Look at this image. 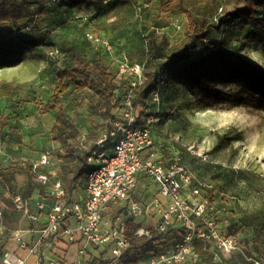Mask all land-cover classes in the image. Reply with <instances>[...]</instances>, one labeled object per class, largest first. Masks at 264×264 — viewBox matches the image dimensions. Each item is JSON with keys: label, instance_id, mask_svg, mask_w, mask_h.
<instances>
[{"label": "rangeland", "instance_id": "374dc122", "mask_svg": "<svg viewBox=\"0 0 264 264\" xmlns=\"http://www.w3.org/2000/svg\"><path fill=\"white\" fill-rule=\"evenodd\" d=\"M163 3V0L151 3L92 0L90 6L75 11L63 0L51 8L48 1H43L45 7L49 6L47 14L39 15L40 8L35 7L33 20L24 19L19 26L0 24V43L16 38L44 42L24 56L21 71L26 73L27 84L20 95L0 102V154L10 168H26L48 149L64 166V172H70L71 153L81 151L85 140L94 141L107 128L108 118L93 92L77 93L71 87L59 101L80 136L72 144L62 146L67 151L62 155L60 143L54 141L57 112L45 114V108L52 103L58 85L56 73L70 66L65 46L76 47L89 61L100 59L113 74L118 73V60L123 52L130 62L146 67L150 41L158 51L163 46L170 48L183 41L188 29L184 15L162 12ZM234 9L230 0H221L218 9H208L202 4L192 7L193 12L209 21L219 19L225 10ZM261 17L264 18V13ZM245 23L226 19L221 31L214 32L209 42L224 44L234 61L264 72V30H254L244 26ZM88 34L108 40L114 51L110 54L90 42ZM205 53L204 46H200L193 60H199ZM15 72L5 70L0 78L9 80ZM14 82L19 81L14 78ZM122 83L121 91L127 88L128 80ZM225 91L237 94L243 90L227 86ZM241 96L244 99L241 106L225 104L222 108L198 109L193 105L188 86L165 83L159 93L160 104L151 106L157 122L153 147L144 159L155 153V159L164 166L176 157L181 158L193 177V187L200 189L201 199L216 207L214 221L222 238L237 241L231 252L221 251L214 241L204 243L208 246L204 258L198 254L189 264H208L210 254L214 255L212 264H264V105L249 93ZM114 114L120 115L121 111ZM222 139H226L224 144ZM13 182L15 179L10 183L7 198L11 204H5L0 217V259L9 242L7 237L25 222L12 206V197L21 195ZM147 183L152 190L158 188L153 180H142L143 185ZM0 189L5 190L2 186ZM122 207H110L104 218H124ZM101 253L100 248L89 245L83 263L89 264Z\"/></svg>", "mask_w": 264, "mask_h": 264}, {"label": "built area", "instance_id": "2783aa9c", "mask_svg": "<svg viewBox=\"0 0 264 264\" xmlns=\"http://www.w3.org/2000/svg\"><path fill=\"white\" fill-rule=\"evenodd\" d=\"M87 38L110 54L114 51L106 39L89 34ZM144 69L142 64L130 62L127 54L121 53L117 76L121 81L128 80L121 114L94 142L82 143L91 167L82 183L85 193L82 200L74 199L60 178L44 171L53 165V151L43 152L38 160L30 163L32 180L48 189L47 198L34 202L21 195L12 197L15 210L30 221L31 227L12 232V247L1 255L3 264H29L31 258L34 264H84L82 258L89 245L102 252L107 250L109 264H128L132 256L128 253L131 236L152 240L171 231L177 237L170 247L158 253H146L136 264H189L198 258L197 244L211 241L221 251L235 249L237 241L222 238L214 221L216 207L201 199L200 189L193 187V177L181 158L176 157L164 166L155 159V153L144 159L153 147L157 122L151 106L160 104L159 90L145 108L143 124L137 125L139 117L133 97L144 82ZM164 85L165 80L161 81L160 88ZM141 176L153 180L158 187L157 195L146 203L135 198ZM114 205L123 206L124 218L105 219ZM3 214L4 208L0 206V217ZM144 219L152 220L153 224L141 225ZM129 222L138 226L132 229L131 235L127 234ZM63 239L67 245L78 240L85 242L78 250V259L70 262L65 254L46 259L45 252L53 251ZM21 251L24 257L19 255Z\"/></svg>", "mask_w": 264, "mask_h": 264}, {"label": "trees", "instance_id": "16d2710c", "mask_svg": "<svg viewBox=\"0 0 264 264\" xmlns=\"http://www.w3.org/2000/svg\"><path fill=\"white\" fill-rule=\"evenodd\" d=\"M43 1L52 3V0H0V24L11 23L19 26L24 19L33 20L34 8H40L39 15L47 14L49 6L45 7ZM70 10L82 11L91 5L92 0H63ZM128 3L130 0H117ZM153 0H147L151 3ZM162 12L171 15H184L188 21V29L183 41L170 48L161 47L158 51L153 41H150L148 65L144 69V82L135 90L133 104L139 117L138 126L143 124L146 117L145 108L151 104L152 96L157 93L161 81L165 83H181L190 88L193 96V105L198 109H213L230 104L233 107L244 103L242 94L249 93L252 98H258L264 105V72L252 65H244L232 59L227 52L226 46L216 45L209 42L214 32H220L225 25L226 19L244 20V26H251L254 30H264V0H230L235 9L225 10L219 19L209 21L201 18L192 11L197 4L205 8H217L221 0H163ZM59 0L51 4L55 6ZM50 7V8H51ZM20 30V29H19ZM42 42V41H41ZM35 39L16 38L0 43V69L13 68L22 63L25 54L43 44ZM200 46H204L206 53L199 60L193 57ZM70 57V66L56 73L58 85L52 96V103L45 108V114L57 112L56 122L53 129L56 142H75L80 136L79 129L66 115L65 109L60 105V96L66 94L71 87L77 93L89 90L94 93L98 106L108 118L107 124L115 121L121 111L123 96L127 88L121 91L123 81L113 74L109 67L104 65L100 59L89 61L87 57L74 46H65ZM162 56H160V54ZM66 82V83H65ZM26 84L15 82L0 83V99L14 98L20 95ZM240 87L243 91L233 94L226 92L225 87ZM241 94V95H240ZM157 116V115H156ZM107 126V127H108ZM226 139H222L224 144ZM70 172L67 173L63 182L66 190L72 193L82 186L83 180L90 170L87 162V152L73 151L71 153ZM24 171L27 175V184L20 191L21 196L30 199L33 193L42 188L32 180L31 167L27 166ZM19 172L15 167L7 170L0 169V186L10 187L14 176ZM10 206L9 199H3ZM13 206V204H12ZM14 207V206H13ZM118 217V216H117ZM116 217V218H117ZM133 228H138L132 222L128 223L127 234L131 235ZM177 234L173 231L161 235L152 240L138 239L131 236L132 253L128 264H136L146 253H158L160 249L166 248V244L173 242ZM164 242V243H163ZM208 247V246H207ZM207 247L204 243L197 244V253L204 258ZM107 250L94 258L89 264H109L106 260ZM206 262L212 264L214 255L207 256Z\"/></svg>", "mask_w": 264, "mask_h": 264}, {"label": "crops", "instance_id": "0c3cea01", "mask_svg": "<svg viewBox=\"0 0 264 264\" xmlns=\"http://www.w3.org/2000/svg\"><path fill=\"white\" fill-rule=\"evenodd\" d=\"M23 62H24V57H23L22 63L20 65H18L16 67H13V68L0 69V73L4 72L5 70H8V69L16 70L15 74L11 75L12 76L11 79L4 80V79L0 78V83L3 82V81L11 83V82H14V78H16L19 81L18 83L27 84V81L24 80V78L26 77V73L21 71V70L24 69ZM6 100H9V99L2 98V99H0V102L1 101H6ZM87 141L89 143L90 142H94V141H89V140H87ZM59 143H60V145H59L60 147L59 148H61V149L63 148L62 146H66V144H69V145L72 144V142H70V141L69 142H59ZM46 150H48V149H46ZM80 150L81 151H79V152L83 151L82 144H81V149ZM45 151H43V152H45ZM66 152L67 151L62 149V155H64ZM67 155H68V153H67ZM11 167H15L16 169L19 170V172L14 176L15 182H13V183L17 184L18 190L21 191L27 184L26 172L24 171L25 168L24 167H17V166H11ZM9 168L10 167L7 165V161H5L4 157L0 154V169L1 170H7ZM44 171L46 173H49V174L53 175L56 178H60L62 181H63L64 176L66 175V173L64 172V166L59 164V162L56 161L55 159H54L53 165L45 168ZM145 179H148V178L146 176H141L139 178L138 187H137V189L135 191V198L141 203L149 202L158 193V188L155 191V190H152V187L148 183L145 184V185L142 184V180L144 181ZM4 189H5L4 191H2L0 189V206H2L4 208V210H5L6 209V206H5L6 203L4 202L3 199H7L9 197L10 193L8 191H10V187L4 188ZM47 190L48 189L45 188V187H42L41 190L37 189L33 193V196L31 197L32 201L35 202V200H37V199L47 198ZM70 194L73 196L74 199L82 200L84 198V195H85L83 186L78 187L77 189H75ZM14 210H15V208H14ZM16 212L18 214L22 215V217H23L22 219L23 220L25 219V222H22V224L20 226L21 228L16 229V230H26L29 227H31L30 221L22 213H20L18 211H16ZM140 224L143 225V226H151L153 224V221L149 220V219H144V220L140 221ZM16 230H13V231H16ZM12 232H11V234H12ZM11 234L7 237V239H9V242H8L7 247H6V250H9L12 247ZM0 238L2 239V237H0ZM84 244H85L84 241L78 240L74 244L67 245L65 243V240L63 239V240H61L59 242V244L57 245V247L53 251H51V252L46 251L45 252L46 259L59 257V256H62L63 254H65V255H67V257H68L70 262H74V261H76L78 259V250H79V248L82 247ZM19 254L21 256H23V257L25 256L24 252H22V253L19 252ZM82 261H83V258H82ZM28 263L29 264H34V259H32V258L29 259ZM0 264H3L1 259H0Z\"/></svg>", "mask_w": 264, "mask_h": 264}]
</instances>
